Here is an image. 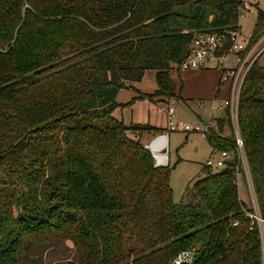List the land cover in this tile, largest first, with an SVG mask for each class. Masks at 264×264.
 <instances>
[{
	"label": "trees",
	"instance_id": "trees-1",
	"mask_svg": "<svg viewBox=\"0 0 264 264\" xmlns=\"http://www.w3.org/2000/svg\"><path fill=\"white\" fill-rule=\"evenodd\" d=\"M237 10V0H0V264H44L30 253L39 245L72 246L76 259L60 264H171L193 247V264H261L229 108L204 134L229 158L205 165L179 202L170 165L140 142L160 129L111 114L148 69L157 88L141 97H173L169 72L194 34L234 29ZM263 29L259 11L252 37ZM236 119L264 221L262 64L244 78Z\"/></svg>",
	"mask_w": 264,
	"mask_h": 264
},
{
	"label": "built area",
	"instance_id": "built-area-1",
	"mask_svg": "<svg viewBox=\"0 0 264 264\" xmlns=\"http://www.w3.org/2000/svg\"><path fill=\"white\" fill-rule=\"evenodd\" d=\"M260 0H237V22L236 27L222 32H197L179 64H175L176 69L182 70H217L220 73L219 85H226V96L219 102L223 107H228L232 118V125L235 136V150L240 160L241 172H235V184L239 185L240 176L244 175L246 187L249 195V207L253 210L249 214L250 225H256L261 241V264H264V228L263 219L259 215L258 204L253 191L252 182L248 173L247 162L243 150V141L237 126L236 111L240 94V89L248 71L260 57L264 54V29L257 37L252 34L246 38L241 37V27L239 20L244 16V12H251ZM173 106L166 107L167 127L166 133L159 135L148 143V149L152 153L155 166H166L167 155L163 144L158 140H165L168 132L190 131L191 127L187 123H178L174 118ZM198 129L196 126L194 130ZM207 129H205L206 132ZM219 158L215 161L208 159L206 166L214 164L223 167L225 160L229 158V153L219 151ZM237 222H234L236 225ZM195 248L178 252L171 260V264H193Z\"/></svg>",
	"mask_w": 264,
	"mask_h": 264
},
{
	"label": "rangeland",
	"instance_id": "rangeland-1",
	"mask_svg": "<svg viewBox=\"0 0 264 264\" xmlns=\"http://www.w3.org/2000/svg\"><path fill=\"white\" fill-rule=\"evenodd\" d=\"M259 11L264 12V0H260L251 12H244V16L240 18L239 25L241 27L242 39L248 38L253 33ZM258 63L264 65V54L260 57ZM169 73L170 77L174 80L178 79L175 65H173ZM164 99L169 102L168 105L173 106L175 121L178 123H187L191 127V130L187 132H168L167 138L169 137L170 145L169 147H165L167 155L166 161L171 167L169 183L172 188V199L174 202H179L185 200V193L192 186L193 182L204 175L202 169L205 166L206 160L210 158L215 161L219 158L218 151L213 150L203 136V130H205V125L208 121L212 125V121L221 116V108L219 107V102L200 106V108L192 104L186 105L185 103L192 102L179 100L176 95L173 97L164 96ZM194 112L200 115L201 120ZM152 120L159 124L165 125L166 123L167 125L165 110L163 108L157 109L153 114ZM196 126L198 129L194 130ZM163 133H166V130ZM210 170L217 171L220 170V167L214 164ZM243 177L244 175H241L240 180ZM240 182L238 185L239 194L243 201L249 205L247 187ZM53 249H50L48 245H39L33 247L30 253L37 255L38 258L46 255L43 260L44 264H60L69 259H76L72 246H65L63 249ZM55 249L57 250L56 252H54Z\"/></svg>",
	"mask_w": 264,
	"mask_h": 264
},
{
	"label": "crops",
	"instance_id": "crops-1",
	"mask_svg": "<svg viewBox=\"0 0 264 264\" xmlns=\"http://www.w3.org/2000/svg\"><path fill=\"white\" fill-rule=\"evenodd\" d=\"M177 74L178 79L174 80L172 77L170 78L175 85L176 97L184 102H192L185 103L186 105L192 104L200 108V106H206L210 103H218L226 96V85H219L220 73L217 70H182L177 72ZM156 88L155 70H145L140 81L127 82L126 87L117 92L115 101L119 106H117L111 113L113 117L121 120L125 125L148 124L159 128L160 130L158 131L144 130L140 133V142L146 148L148 147V143L152 139L163 134V131L167 127L166 123L165 125L159 124L152 119L154 112H156L157 109L162 108L165 110V118L167 119L166 107L169 102L166 101L164 97H155L152 99L141 97L144 93H153ZM219 107L221 108L222 116L224 107L220 102ZM194 113L201 120L200 115L196 112ZM209 125L211 124L208 121L205 125V129H207ZM204 134L205 130H203V136ZM158 141L159 144H163L164 148L169 147L170 145L169 137H166L164 141Z\"/></svg>",
	"mask_w": 264,
	"mask_h": 264
}]
</instances>
